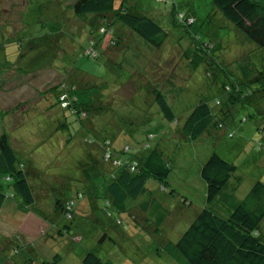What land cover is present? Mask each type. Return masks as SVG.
Instances as JSON below:
<instances>
[{
    "label": "rangeland",
    "instance_id": "374dc122",
    "mask_svg": "<svg viewBox=\"0 0 264 264\" xmlns=\"http://www.w3.org/2000/svg\"><path fill=\"white\" fill-rule=\"evenodd\" d=\"M74 2L0 0V136H8L33 195L31 204L24 203L12 178L0 176L5 195L0 264H49L56 254L60 260L55 264H79L86 251L96 252L107 264H180L163 247L178 239L180 218L190 221L188 214L206 205L200 169L209 153L236 166L213 207L224 203V195L242 199L255 182L264 183V90L253 92L264 88V82L239 85L242 92L251 91L250 102L237 111L247 121L241 128L235 124L238 132L232 138L218 139V132L209 131L189 140L163 122L150 99L154 90L162 92L180 116V126L200 100L218 99V108L230 104L224 87L264 73V46L233 26L211 0L177 1L176 8L193 10L195 23L189 27L172 22L170 0H114L104 15L77 14ZM119 4L157 20L167 33L164 43L154 47L114 21ZM160 10L164 17L158 16ZM103 18L119 34L115 47L107 34L95 31ZM91 38L98 40L94 58V53L86 54L91 46L83 54ZM60 85L66 92L70 88L67 98L78 94L73 107L58 106ZM147 134L154 136L148 151L157 155L152 159L155 170H168L165 188L148 177L141 198L152 196L168 210L159 226L151 220L153 213L139 205L140 218L129 217L138 200L128 201L121 213L116 210L101 189V149L91 147V141L110 138L135 148V142L149 139ZM77 194L82 201L69 214L63 207ZM106 201L110 206L104 208ZM145 213L149 220L141 218ZM258 230L264 240V217Z\"/></svg>",
    "mask_w": 264,
    "mask_h": 264
},
{
    "label": "trees",
    "instance_id": "16d2710c",
    "mask_svg": "<svg viewBox=\"0 0 264 264\" xmlns=\"http://www.w3.org/2000/svg\"><path fill=\"white\" fill-rule=\"evenodd\" d=\"M211 1L215 6L214 8H217L247 38L260 46H264V0ZM170 2L173 9L170 11L169 16L175 25L189 27L195 23L193 10L184 11L176 8L177 0H170ZM113 6L114 0H75L72 8L77 14L104 15ZM213 11L215 12L216 9ZM114 17V21L117 20L130 28L154 47L159 48L166 39L167 33L157 20L149 15L134 11L128 6L125 7L123 4H119L114 11ZM188 19L191 20L190 23L187 22ZM100 20L101 22H98L99 27L95 31L98 32L99 36L107 34L109 45L111 47L117 46L120 38L118 32H115L112 27L113 23L105 18ZM126 34L129 33L126 31ZM195 38L196 42L200 40L198 35ZM96 44H98V40L89 39L88 44L83 48V54H85L86 48L91 46L86 54L94 53L91 57H96L98 54L95 48ZM207 48L208 45L206 44ZM206 61L213 63V58ZM240 73H243V71ZM244 81L246 84L264 82V73L257 72L250 78L242 80V82L236 80L231 87L225 86L224 90L228 93L227 101L230 104L226 103L225 106L218 108L220 104L218 99H215L214 102L200 100L187 113L181 126L180 116L172 111L162 92L154 90L153 99L150 100L158 105L163 122L175 128L176 131L180 130L179 132L185 134L189 140H196L209 131L218 132V139L226 136L232 138L238 132L235 124L238 123L237 126L241 128L242 124L247 121L246 116H238L237 113L238 110L240 113L244 105H248L250 102L248 98L251 91L242 92V87L239 86ZM64 88L63 85L57 87L58 97L61 93L66 92ZM60 89L63 90L59 91ZM71 89L74 90V85L71 86ZM69 90L70 88H67V92ZM263 90L264 88H260L253 92L260 93ZM75 96L77 97L78 94ZM74 97L70 96V103L74 102ZM78 102L79 100L76 104ZM70 103L69 105L73 107L74 104ZM59 104L62 105L61 100L58 101V106H61ZM78 104L81 105V103ZM85 105L87 106V104ZM67 107L68 105L65 106V108ZM77 112H80V110L77 109ZM157 117L160 118V116ZM146 137L149 139L142 140L139 143L135 142V148H131L122 142L116 143V140L110 138H104L99 141V144L94 141H91L92 144L90 143L93 151L101 149V162L103 164H111L105 159V148L110 151V158L118 160L120 163L114 166L111 164L112 171L109 172L111 180L104 187L107 196L112 200L119 213L121 212L119 210L123 209L122 206L126 200H135L143 196L146 191L145 181L148 177L158 180L163 189L167 184L168 170H155L154 160L152 161V159L157 155L154 151H148L154 136L150 135L149 137L147 134ZM146 149L148 153L145 152ZM16 164V154L9 143L8 136L1 134L0 176H5L7 180L12 178L13 187L22 197V201L31 204L33 195L30 185L25 172L18 169ZM235 171L236 166L232 162L221 158L216 152L208 154L200 169V176L206 184V205L183 229L181 228L182 232L175 242H168L163 247L164 251L175 261L180 264H264V240L259 236L258 230L264 217V183L255 182L242 199H237L233 194L231 198L224 195V203H218L214 207L212 205L214 200H221L223 187ZM4 198V193L0 191V206ZM154 200L150 196L147 200H140L139 206L146 213L150 210L153 213V218H155L154 223L159 226L169 212L163 205L154 202ZM56 204L61 207L57 200ZM58 260H60V257L56 254L49 264H55ZM79 264L107 263L96 252L86 251Z\"/></svg>",
    "mask_w": 264,
    "mask_h": 264
},
{
    "label": "crops",
    "instance_id": "0c3cea01",
    "mask_svg": "<svg viewBox=\"0 0 264 264\" xmlns=\"http://www.w3.org/2000/svg\"><path fill=\"white\" fill-rule=\"evenodd\" d=\"M178 1V0H177ZM158 16L159 17H164L163 16V14L165 15L166 14V12H164L163 13V10H160V11H158ZM150 16V15H149ZM152 17V16H151ZM88 154H90L91 156H94L93 154H94V152L93 151H91V153H88ZM99 157V156H98ZM102 165H100V176H101V179H102V184H101V189H102V191H103V194L105 193V188L104 187H106V185H108L109 184V182H110V180H111V178H110V175H109V172H111L112 171V167L111 166H109L108 164L107 165H105V164H103V163H101ZM87 194L89 195V200L90 201H92V196L91 195H93V193L91 192V190L90 189H87ZM84 196H85V194H83ZM142 196V195H141ZM85 197H87V195L85 196ZM84 197V198H85ZM103 197H106V196H103ZM142 197H138L137 199H135V200H126L125 202H124V206H126L127 205V203H128V201H136V200H138V201H140V200H144V199H141ZM237 199H240V197H236ZM86 200H88V199H84V201H86ZM82 201V200H81ZM80 201V202H81ZM88 203H89V207H88V212H87V214L89 215L90 214V207H91V203L88 201ZM140 203H135V209H133L132 210V213H133V211H134V217L133 218H140V214H142V212L141 211H139L138 213L136 212V210H137V207H138V205H139ZM102 206H103V203H102ZM131 209V208H130ZM142 209V208H141ZM201 209H199V211H200ZM199 211H197V213L199 212ZM122 212V211H121ZM120 212V213H121ZM146 212V211H145ZM130 213V212H129ZM129 213H128V215H129ZM196 213V214H197ZM195 214V212H191V213H189L188 215H189V219H190V221L196 216V214ZM132 217H130V218H132ZM141 218H143V220H149V217L146 215V213H145V215H141ZM152 219V222H154V219L155 218H151ZM135 221H137L138 219H134ZM180 220H181V222H180V228H184L185 227V225H187L190 221H188V220H185V219H183V218H180Z\"/></svg>",
    "mask_w": 264,
    "mask_h": 264
},
{
    "label": "built area",
    "instance_id": "2783aa9c",
    "mask_svg": "<svg viewBox=\"0 0 264 264\" xmlns=\"http://www.w3.org/2000/svg\"><path fill=\"white\" fill-rule=\"evenodd\" d=\"M159 1H165V0H159ZM188 23L191 22L190 19H188L187 21ZM68 95V92H63L60 94L59 98L60 100L62 101V105L63 107H65L66 105H69L70 103V97L67 98V95ZM106 150V153H105V159L107 160V162H111V164L114 166V165H119V161L118 160H115V159H111L109 154H110V151L108 149H105ZM81 199V194H77V196L73 199V200H70L69 202H67L65 205H64V209L65 211H67V213L71 214L72 213V209L74 208V205H76V203L78 201H80ZM104 208H107L110 206V202L109 201H106L104 203ZM108 215H110V213H107ZM72 216L70 215L69 219L71 218Z\"/></svg>",
    "mask_w": 264,
    "mask_h": 264
},
{
    "label": "clouds",
    "instance_id": "9594fccd",
    "mask_svg": "<svg viewBox=\"0 0 264 264\" xmlns=\"http://www.w3.org/2000/svg\"><path fill=\"white\" fill-rule=\"evenodd\" d=\"M158 1H159V0H158ZM108 165H109V166H111V164H110V163H109ZM103 205H104V203H103Z\"/></svg>",
    "mask_w": 264,
    "mask_h": 264
}]
</instances>
